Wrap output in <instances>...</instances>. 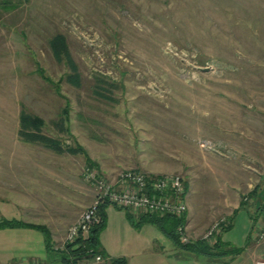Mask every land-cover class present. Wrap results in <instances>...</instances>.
Segmentation results:
<instances>
[{
    "label": "rangeland",
    "instance_id": "1",
    "mask_svg": "<svg viewBox=\"0 0 264 264\" xmlns=\"http://www.w3.org/2000/svg\"><path fill=\"white\" fill-rule=\"evenodd\" d=\"M57 34L75 70L54 55ZM23 111L44 120L52 143L21 136ZM14 156L33 163L49 217L72 221L66 235L95 200L88 170L116 188L126 171L181 177L186 222L190 201L207 215L199 239L229 223L236 201L254 213L264 0H0V181Z\"/></svg>",
    "mask_w": 264,
    "mask_h": 264
},
{
    "label": "crops",
    "instance_id": "2",
    "mask_svg": "<svg viewBox=\"0 0 264 264\" xmlns=\"http://www.w3.org/2000/svg\"><path fill=\"white\" fill-rule=\"evenodd\" d=\"M8 166L10 171L0 181V221L18 219L46 226L49 228L52 247H61L66 229L72 221L64 219V216L60 217L62 220L49 217L52 214L49 213L47 195H42L40 180L31 177L33 163L14 156ZM93 200L94 194L90 203ZM233 204L228 214V217L231 216L232 226L222 232L219 241L225 245L223 250L229 249V246L241 247L242 250L237 254L210 256L180 248L156 224L146 222L136 228L124 209L109 205L106 208V226L99 237L107 258L103 257L101 261L94 258L80 260L77 264H110L112 258H124L126 264H255L264 252V241L258 242L253 237L254 229L264 221V201L257 202L254 213H246L247 206L241 207L242 203L239 201ZM206 216L199 217L190 201L186 224L193 242L199 240V225L206 223ZM240 219L243 226L236 235L235 230ZM47 244L46 233L39 228L0 229V263L36 261L41 264H64L58 256L48 251Z\"/></svg>",
    "mask_w": 264,
    "mask_h": 264
},
{
    "label": "built area",
    "instance_id": "3",
    "mask_svg": "<svg viewBox=\"0 0 264 264\" xmlns=\"http://www.w3.org/2000/svg\"><path fill=\"white\" fill-rule=\"evenodd\" d=\"M88 182L92 183L95 190V200L74 222L66 235L60 248L64 249L67 244L75 243L80 237L87 236L90 227L101 220L100 205L107 202L122 209H129L133 213L144 212L161 217L182 218L186 215L187 205L184 197L185 188L181 177L154 178L141 171H126L119 175L117 182L120 187H115L105 178L99 177L94 170H88L85 174ZM226 218L217 220L201 238L204 241L216 240L222 231ZM186 224L177 227V233L183 243L192 242L186 234ZM253 237L258 241H264V224L256 227ZM216 242V241H215ZM96 261L103 260L101 255L94 258ZM5 264H41L36 261L10 262ZM255 264H264V252L255 261Z\"/></svg>",
    "mask_w": 264,
    "mask_h": 264
},
{
    "label": "trees",
    "instance_id": "4",
    "mask_svg": "<svg viewBox=\"0 0 264 264\" xmlns=\"http://www.w3.org/2000/svg\"><path fill=\"white\" fill-rule=\"evenodd\" d=\"M50 44L57 59L62 60L65 58L66 61H68L71 67L75 70L76 66L70 55L64 35H55L51 39ZM21 125V136H24L28 140H41L48 142L49 144L53 142L50 138L44 137V135L40 134L41 127L44 125V120L39 116H33L23 111L21 114ZM32 129H35L36 132L31 131ZM254 191L256 192L258 190ZM254 191H252L253 194ZM242 204H244V202ZM108 206L109 204L107 202L100 205L99 214L101 220L97 223H94L90 227L87 236L80 237L75 243L67 244L63 250H57L52 247V244L50 242V234L46 226L26 223L18 219H2L0 221V229L14 227H32L43 230L46 233L48 251L58 256L59 260H61L64 264H77L80 260L92 259L95 258L97 255H101L102 257L107 258L106 253L101 248L99 237L101 231L106 226V208ZM124 210L127 212L131 223L136 228L141 227V225L146 222L154 223L159 226V228H161V230L165 232L180 248L190 250L192 252L204 253L210 256H216L220 254H237L242 250L241 247L236 246H229V249L223 250V246L225 245H223V243H220V241L217 242L215 245H210L202 239L190 243H183L180 240L179 234L177 233V227L186 222L185 217H161L158 215H152L144 212H139L137 215H135L129 209ZM230 226H232L231 220H229V223L224 226L223 231L227 230ZM110 264H126V260L124 258H112L110 259Z\"/></svg>",
    "mask_w": 264,
    "mask_h": 264
}]
</instances>
